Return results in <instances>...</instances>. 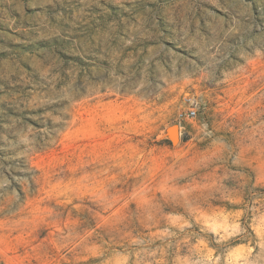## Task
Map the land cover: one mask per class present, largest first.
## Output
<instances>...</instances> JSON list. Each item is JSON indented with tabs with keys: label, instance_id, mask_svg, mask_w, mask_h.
Segmentation results:
<instances>
[{
	"label": "rangeland",
	"instance_id": "374dc122",
	"mask_svg": "<svg viewBox=\"0 0 264 264\" xmlns=\"http://www.w3.org/2000/svg\"><path fill=\"white\" fill-rule=\"evenodd\" d=\"M0 264H264V0H0Z\"/></svg>",
	"mask_w": 264,
	"mask_h": 264
},
{
	"label": "built area",
	"instance_id": "2783aa9c",
	"mask_svg": "<svg viewBox=\"0 0 264 264\" xmlns=\"http://www.w3.org/2000/svg\"><path fill=\"white\" fill-rule=\"evenodd\" d=\"M188 117L194 119L197 116V111L192 109L190 112L187 113Z\"/></svg>",
	"mask_w": 264,
	"mask_h": 264
}]
</instances>
